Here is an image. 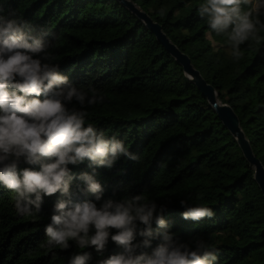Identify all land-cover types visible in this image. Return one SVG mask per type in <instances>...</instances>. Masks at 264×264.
Returning <instances> with one entry per match:
<instances>
[{
    "label": "trees",
    "instance_id": "trees-1",
    "mask_svg": "<svg viewBox=\"0 0 264 264\" xmlns=\"http://www.w3.org/2000/svg\"><path fill=\"white\" fill-rule=\"evenodd\" d=\"M132 1L232 106L264 166V41L250 51L242 45L244 57L236 62L223 36L206 37L208 26L198 15L203 0ZM161 7L164 17L157 14ZM10 14L48 33L54 63L70 83L105 97L103 104L85 109V126L92 123L106 136L115 135L139 157L138 162L122 157L111 170L96 169L105 199L144 194L166 206L168 231L179 240L198 236L212 243L217 264H264V197L253 168L182 67L134 14L117 0H0V15ZM69 168L74 177L93 171L88 162ZM77 185L83 187L74 179V200L96 202ZM60 198L59 193L45 197L40 212L22 216L0 184V264H69L82 251L96 264L101 257L94 248L81 250L74 242L68 250L45 245L44 229ZM180 200L210 207L214 216L185 221ZM153 231H159L155 223ZM119 251L109 239L102 258Z\"/></svg>",
    "mask_w": 264,
    "mask_h": 264
},
{
    "label": "clouds",
    "instance_id": "clouds-1",
    "mask_svg": "<svg viewBox=\"0 0 264 264\" xmlns=\"http://www.w3.org/2000/svg\"><path fill=\"white\" fill-rule=\"evenodd\" d=\"M157 14L164 17L166 8ZM198 15L208 26L206 37L223 36L236 62L244 57L242 45L250 51L264 41V0H203ZM47 36L14 14L0 15V184L11 193L17 214L38 213L45 197L59 193L44 229L49 249L68 250L70 242L81 250L91 247L101 257L96 264H217L219 253L212 243L198 236L181 241L168 231L165 205L144 194L104 198L96 169L111 170L122 157L133 162L139 157L115 135L106 136L92 123L85 126V109L103 104L105 97L61 74ZM85 162L91 174L74 177L69 166ZM21 164L38 170L21 169ZM74 179L83 185H77L79 191L96 202L74 200ZM179 203L185 221L199 223L214 216L210 207ZM153 223L159 231H153ZM109 239L120 251L104 259ZM91 259V253L82 251L69 264H90Z\"/></svg>",
    "mask_w": 264,
    "mask_h": 264
},
{
    "label": "water",
    "instance_id": "water-1",
    "mask_svg": "<svg viewBox=\"0 0 264 264\" xmlns=\"http://www.w3.org/2000/svg\"><path fill=\"white\" fill-rule=\"evenodd\" d=\"M126 7L138 20H140L149 31H151L156 40L165 48V50L174 58V60L182 67L183 74L193 83L205 97L209 106L216 113L218 119L223 126L230 132L234 140L238 144L244 158L253 168V179L257 183L261 194L264 197V166L259 158H257L251 148L250 142L246 137L237 114L231 105L222 102L217 95L216 89L208 83L200 71L195 68L190 57L182 52L162 31L160 24L153 21L151 17L136 5L132 0H117Z\"/></svg>",
    "mask_w": 264,
    "mask_h": 264
}]
</instances>
